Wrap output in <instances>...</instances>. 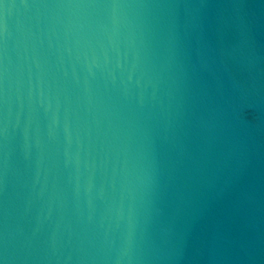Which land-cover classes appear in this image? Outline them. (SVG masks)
<instances>
[{
  "label": "clouds",
  "instance_id": "clouds-1",
  "mask_svg": "<svg viewBox=\"0 0 264 264\" xmlns=\"http://www.w3.org/2000/svg\"><path fill=\"white\" fill-rule=\"evenodd\" d=\"M0 264H264V0H0Z\"/></svg>",
  "mask_w": 264,
  "mask_h": 264
}]
</instances>
